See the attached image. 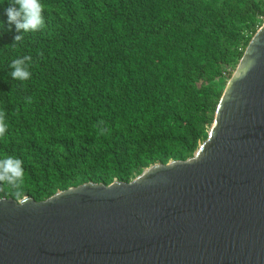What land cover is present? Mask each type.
<instances>
[{
    "label": "trees",
    "instance_id": "obj_1",
    "mask_svg": "<svg viewBox=\"0 0 264 264\" xmlns=\"http://www.w3.org/2000/svg\"><path fill=\"white\" fill-rule=\"evenodd\" d=\"M46 26L16 44L0 0V156L23 160L20 194L45 201L87 183H130L186 161L264 24V0H42ZM30 55L32 78L9 76ZM25 97L32 102L26 103ZM103 129V133H101Z\"/></svg>",
    "mask_w": 264,
    "mask_h": 264
},
{
    "label": "water",
    "instance_id": "obj_2",
    "mask_svg": "<svg viewBox=\"0 0 264 264\" xmlns=\"http://www.w3.org/2000/svg\"><path fill=\"white\" fill-rule=\"evenodd\" d=\"M0 264H264V24L192 158L0 199Z\"/></svg>",
    "mask_w": 264,
    "mask_h": 264
},
{
    "label": "clouds",
    "instance_id": "obj_3",
    "mask_svg": "<svg viewBox=\"0 0 264 264\" xmlns=\"http://www.w3.org/2000/svg\"><path fill=\"white\" fill-rule=\"evenodd\" d=\"M45 5L42 0H7L3 6V15L6 16L7 26L11 30L14 26L17 33L14 42L19 44L28 33H36L46 26ZM4 24V21H0ZM33 58L24 55L11 60L9 76L14 81L25 82L32 78ZM26 103H31V97H25ZM9 126L5 114L0 112V138L8 133ZM103 133V129H101ZM25 179V168L22 159L15 155L0 156V183H5L17 190L20 194Z\"/></svg>",
    "mask_w": 264,
    "mask_h": 264
}]
</instances>
